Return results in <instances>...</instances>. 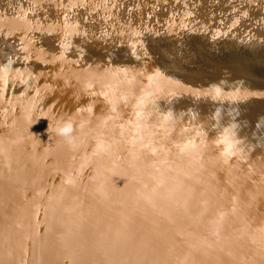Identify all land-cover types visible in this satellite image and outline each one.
Instances as JSON below:
<instances>
[{
	"label": "water",
	"instance_id": "1",
	"mask_svg": "<svg viewBox=\"0 0 264 264\" xmlns=\"http://www.w3.org/2000/svg\"><path fill=\"white\" fill-rule=\"evenodd\" d=\"M0 264H264V0H0Z\"/></svg>",
	"mask_w": 264,
	"mask_h": 264
},
{
	"label": "bare ground",
	"instance_id": "2",
	"mask_svg": "<svg viewBox=\"0 0 264 264\" xmlns=\"http://www.w3.org/2000/svg\"><path fill=\"white\" fill-rule=\"evenodd\" d=\"M234 88V87H233ZM224 97V95H222V98ZM211 106H214L213 107V109H211L212 110V113L211 114H215L216 112H219L220 111V109H221V107H222V105H218L217 106V104H211Z\"/></svg>",
	"mask_w": 264,
	"mask_h": 264
}]
</instances>
